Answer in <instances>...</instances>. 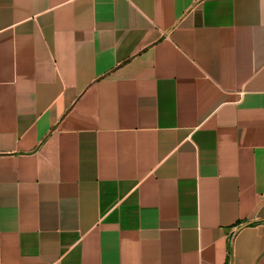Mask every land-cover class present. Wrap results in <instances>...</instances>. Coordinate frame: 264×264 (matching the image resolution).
Instances as JSON below:
<instances>
[{
    "label": "crops",
    "instance_id": "1",
    "mask_svg": "<svg viewBox=\"0 0 264 264\" xmlns=\"http://www.w3.org/2000/svg\"><path fill=\"white\" fill-rule=\"evenodd\" d=\"M0 264H264V0H0Z\"/></svg>",
    "mask_w": 264,
    "mask_h": 264
}]
</instances>
